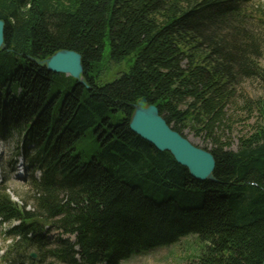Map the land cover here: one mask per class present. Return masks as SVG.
<instances>
[{
  "label": "trees",
  "instance_id": "obj_1",
  "mask_svg": "<svg viewBox=\"0 0 264 264\" xmlns=\"http://www.w3.org/2000/svg\"><path fill=\"white\" fill-rule=\"evenodd\" d=\"M253 3L0 0V137L17 135L42 173L21 204L0 184L1 222L20 221L4 264H121L187 237L193 264H263L264 96L244 100L256 121L237 149L223 134L240 86L264 84V8ZM62 50L81 54L87 86L42 64ZM142 99L185 138L209 139L214 181L131 131ZM48 225L75 241L50 242Z\"/></svg>",
  "mask_w": 264,
  "mask_h": 264
},
{
  "label": "rangeland",
  "instance_id": "obj_2",
  "mask_svg": "<svg viewBox=\"0 0 264 264\" xmlns=\"http://www.w3.org/2000/svg\"><path fill=\"white\" fill-rule=\"evenodd\" d=\"M253 2L255 8H264V0H253ZM110 51L111 46L109 44L106 51L107 56L110 55ZM260 63L264 68V55L261 58ZM117 69H113L116 74L118 72L126 70L127 66L126 64H124ZM112 75L113 72L110 73L111 78L102 80L101 84L113 81L115 75H113V77ZM261 96H264L263 82L260 80H248L240 86L238 92L236 93V96L228 105L227 124L229 128H225L223 134L224 141L226 140L231 142L233 150L237 149L239 138L244 134L250 132L253 129L254 123L256 121V115L253 112L247 110L244 100H257ZM186 133L188 135V139H190L195 146L202 149L211 148L209 139L207 140L204 136H195L194 134L189 132ZM18 145L19 139L17 135L8 140L0 138V176L8 177L6 185L10 192V195L16 202H21L24 194L30 190L29 183L32 179L31 175H36L37 172L33 173V171L30 170V175L25 174L21 175L20 177L19 174H24L22 171L17 170L15 173L13 172V168L16 167L18 159L22 157V155L18 153ZM25 161L28 164V161L26 159ZM18 165L20 166L21 163H19ZM32 204V201H30L28 210L32 209ZM8 227L9 225L4 226L0 224V258L5 254L8 245L10 244L9 239H7V237L5 236ZM57 235V232H53L52 237ZM197 249L198 245L196 239L194 237H187L174 245L155 248L153 250L135 255L129 260L123 261L121 264H193L194 261H192V258L196 254ZM0 264H4L1 259Z\"/></svg>",
  "mask_w": 264,
  "mask_h": 264
},
{
  "label": "water",
  "instance_id": "obj_3",
  "mask_svg": "<svg viewBox=\"0 0 264 264\" xmlns=\"http://www.w3.org/2000/svg\"><path fill=\"white\" fill-rule=\"evenodd\" d=\"M5 27V21L0 19V50L4 49ZM42 64L46 65L51 73L71 76L78 80L79 84L87 86L83 77L82 56L78 52L62 50ZM130 129L159 152L170 153L176 162L186 168L196 180H215L216 161L214 156L171 129L160 115L159 109L155 105H148L145 99L135 105L130 120Z\"/></svg>",
  "mask_w": 264,
  "mask_h": 264
}]
</instances>
